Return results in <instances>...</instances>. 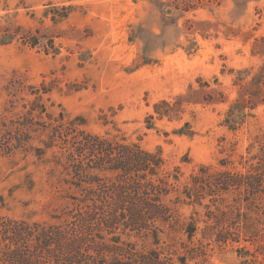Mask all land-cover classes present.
I'll use <instances>...</instances> for the list:
<instances>
[{"label":"rangeland","instance_id":"rangeland-1","mask_svg":"<svg viewBox=\"0 0 264 264\" xmlns=\"http://www.w3.org/2000/svg\"><path fill=\"white\" fill-rule=\"evenodd\" d=\"M262 37L264 0H0V139L15 128V112L36 96L31 86H46L50 91L43 101L56 117L63 112L79 129L159 151L161 176L171 173L169 182L176 188L191 183L203 164L245 171L240 156L264 130ZM255 90L263 91L254 96L256 106L247 103L238 127L229 128L225 120L231 107ZM178 96L186 99L181 118L154 113L156 102ZM16 98L18 106L11 111L10 100ZM150 114L155 117L148 121ZM186 122L193 134L178 131ZM48 132L35 133L30 146H44L40 140H47ZM54 143L42 158L16 143L13 153L0 149V224L7 219L64 222L57 216L74 207L70 196L80 192L71 190L70 169L56 161L64 152L62 141ZM222 159L229 163L222 165ZM176 195L172 191L167 199ZM206 211L189 204L178 208L182 222L195 219L193 239L160 222L159 230L122 238L141 254L173 251L176 261L187 256L189 264H240L243 250L238 248L256 251L249 241L206 239ZM1 229L0 251L13 248L16 240ZM197 247L193 257L189 251ZM119 255L116 264L138 257ZM258 255L252 264L263 259ZM0 264L20 263L0 252ZM27 264L56 263L42 257Z\"/></svg>","mask_w":264,"mask_h":264},{"label":"trees","instance_id":"trees-1","mask_svg":"<svg viewBox=\"0 0 264 264\" xmlns=\"http://www.w3.org/2000/svg\"><path fill=\"white\" fill-rule=\"evenodd\" d=\"M261 39L264 42V37ZM262 47L264 53V45ZM31 89V94L36 96L22 104L21 111L15 112L18 120L11 121V127L15 128L3 134L0 149L13 153L16 148L11 145L16 143L15 147H30L42 158L60 139L64 152L56 161L70 169L71 190L80 193L70 196L74 207L57 216L64 218L61 224L2 221L0 226L4 233L7 232L5 237L16 240L13 248L0 251L3 256L20 264L39 261L42 257L51 258L56 264H116L114 260L120 259L119 254L125 252L138 256L130 264H189L187 256H179L176 261L170 250L169 255H163V250L157 248L141 254L122 238L123 233L159 230L160 222L168 224L172 230H185L188 238L193 239L198 226L195 219L182 222L178 214L181 204L198 205L207 210L209 223L203 230L206 239L222 243L244 240L256 246L254 252L246 246L238 248L243 250L240 264H252L257 262L258 253L264 255L261 239L264 233V130L250 142L247 154L240 156L245 171L213 170L212 166L203 164L191 175V183L180 189L169 182L171 173L161 176L164 159L159 151L144 149L138 142L110 139L79 129L77 121H66L65 113L56 117L48 111L43 94L50 89L46 86L42 89L31 86ZM262 92L255 90L249 99L238 100L231 107L225 120L229 128L238 127L245 116V105L251 102L256 106L254 96ZM18 100H10L13 106L9 110L18 106ZM185 100L182 96L173 101L163 99L154 104V113L159 118H181ZM155 114H150L148 121L154 119ZM63 126L74 132L71 137V131L64 134ZM148 127H153V123ZM189 127L190 123L186 122L178 131L193 134ZM46 130L49 131L48 139L40 140L44 146H30L35 133ZM228 163L227 159L221 160L222 165ZM172 191L177 195L167 199ZM158 238L157 233L156 243H159ZM199 249L189 252L196 257L195 251ZM259 264H264V257Z\"/></svg>","mask_w":264,"mask_h":264}]
</instances>
